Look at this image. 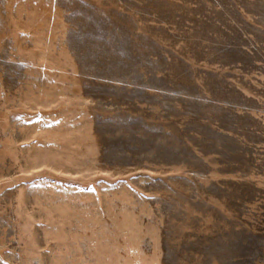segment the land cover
Wrapping results in <instances>:
<instances>
[{
    "label": "rangeland",
    "instance_id": "1",
    "mask_svg": "<svg viewBox=\"0 0 264 264\" xmlns=\"http://www.w3.org/2000/svg\"><path fill=\"white\" fill-rule=\"evenodd\" d=\"M0 264H264V0H0Z\"/></svg>",
    "mask_w": 264,
    "mask_h": 264
}]
</instances>
